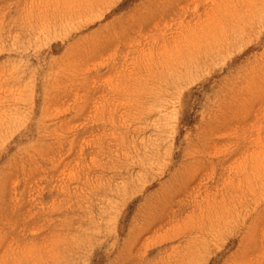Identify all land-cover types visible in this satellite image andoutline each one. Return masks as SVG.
Returning a JSON list of instances; mask_svg holds the SVG:
<instances>
[{
    "label": "rangeland",
    "instance_id": "374dc122",
    "mask_svg": "<svg viewBox=\"0 0 264 264\" xmlns=\"http://www.w3.org/2000/svg\"><path fill=\"white\" fill-rule=\"evenodd\" d=\"M0 264H264V0H0Z\"/></svg>",
    "mask_w": 264,
    "mask_h": 264
}]
</instances>
